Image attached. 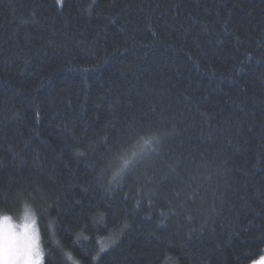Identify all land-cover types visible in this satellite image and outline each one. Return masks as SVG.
I'll return each instance as SVG.
<instances>
[{
	"label": "trees",
	"instance_id": "16d2710c",
	"mask_svg": "<svg viewBox=\"0 0 264 264\" xmlns=\"http://www.w3.org/2000/svg\"><path fill=\"white\" fill-rule=\"evenodd\" d=\"M26 209L43 264L261 259L264 0H0V216Z\"/></svg>",
	"mask_w": 264,
	"mask_h": 264
},
{
	"label": "snow or ice",
	"instance_id": "6c2138e0",
	"mask_svg": "<svg viewBox=\"0 0 264 264\" xmlns=\"http://www.w3.org/2000/svg\"><path fill=\"white\" fill-rule=\"evenodd\" d=\"M61 2L62 0H57V3ZM161 139L158 135L144 139L138 152L134 151L130 157L125 156L122 159V167L117 175L123 178V175L127 174L139 160L155 150L154 145L161 143ZM24 219L25 224L22 233L14 231L13 226L8 223L9 217L5 216L0 221V261L3 264H40L39 236L37 231L31 227L35 221L30 210H25Z\"/></svg>",
	"mask_w": 264,
	"mask_h": 264
},
{
	"label": "rangeland",
	"instance_id": "374dc122",
	"mask_svg": "<svg viewBox=\"0 0 264 264\" xmlns=\"http://www.w3.org/2000/svg\"><path fill=\"white\" fill-rule=\"evenodd\" d=\"M3 217H5V216H0V221L3 220ZM6 217H8V216H6ZM24 217L21 218L20 220H16L14 218L9 217L8 223H10L13 226L14 231H16L17 233H22L24 230V224H25ZM32 217H33L35 222H34V224H31V227L37 231L38 236H39V246H40V250H41L40 264H43V250H42V246H41V242H40L39 229H38L36 218L33 215H32ZM262 258H264V256ZM262 258L256 262H254L253 264H264V260H262ZM0 264H3V262L0 261Z\"/></svg>",
	"mask_w": 264,
	"mask_h": 264
}]
</instances>
